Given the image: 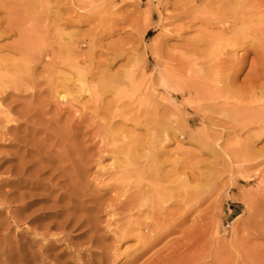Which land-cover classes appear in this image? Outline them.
<instances>
[{
  "label": "rangeland",
  "instance_id": "1",
  "mask_svg": "<svg viewBox=\"0 0 264 264\" xmlns=\"http://www.w3.org/2000/svg\"><path fill=\"white\" fill-rule=\"evenodd\" d=\"M23 1L0 0L5 90L23 93L19 102L39 106L43 118H56L72 134L84 191L74 196L71 213L84 222L93 217L94 226L53 227L44 240L35 222L15 224L0 205V264H126L139 242L114 233L127 222L142 233L158 223L152 240L164 232L133 264H249V251L264 264V131L237 130L235 122L256 108L264 112V0H102L84 7L73 0H30L29 7ZM256 3L249 24L257 46L209 42L208 34H229L223 27L233 12ZM77 71L92 86L90 95L79 88ZM203 84L220 95L216 105L200 101ZM219 90L228 95L224 102ZM2 132L0 155L10 157L15 149ZM235 140L246 142L247 153L224 149ZM180 180L196 190L184 204ZM155 186L175 196L162 202L167 198ZM130 201L134 209H118ZM46 204L51 200L30 209ZM90 236L98 244L88 243Z\"/></svg>",
  "mask_w": 264,
  "mask_h": 264
},
{
  "label": "bare ground",
  "instance_id": "2",
  "mask_svg": "<svg viewBox=\"0 0 264 264\" xmlns=\"http://www.w3.org/2000/svg\"><path fill=\"white\" fill-rule=\"evenodd\" d=\"M36 1L42 2L43 0H36ZM101 2H102V0H73V3L80 5V7L81 6L84 7V6H88V5H97ZM227 2H229V1H227ZM234 3H236V2H234ZM242 3H243V1H242ZM249 3L250 2H248V4ZM229 4H230V2H229ZM229 4L227 3L226 5H229ZM238 4H237V6H238ZM23 5L25 7H29L30 6V0L29 1L24 0ZM257 5L258 6L254 7V8H252L253 6L249 7V5H246V4H245V6L244 5L242 7L240 6L241 9L233 12L231 14V16H229L230 19L225 21V25L223 27L224 28L223 32L228 29L229 34L227 36H225V34L223 35L222 33L215 34V35L208 34L206 37L209 40V42L215 43L216 45H220L222 48H225V47L232 48L235 45H239L241 47L242 46L245 47V45L246 46L248 45V48H250V47L253 48V47L257 46V45H255V42L253 41V35L250 32L251 27L249 24V22H252L251 17H254L257 13V11H255V10H257V8L259 7V4H257ZM231 10H232V8H231ZM261 10L262 9H259L260 13H261ZM259 11H258V13H259ZM260 13L256 16V19L260 15ZM221 15H222V10H221ZM251 25H254V24H251ZM255 25H256V22H255ZM23 33L25 34V32H23ZM257 41H258V39H257ZM263 42L264 41H262V44H263ZM210 46H211V44H210ZM254 49H256V48H254ZM261 49H262V51H264V49L262 47H261ZM258 50L260 52V48ZM24 51L25 50L23 48V52ZM225 55H227V53L224 54V56ZM241 56H240V58H241ZM242 58H243V56H242ZM224 61H225V58H224V60L221 61L222 65L223 64L226 65V63H225L226 61L225 62ZM231 61H232V63H236L235 58H234L235 62H233V60H231ZM240 61H241V59H240ZM261 61L263 62V60H261ZM218 62H219L218 64L220 65V61H218ZM230 62H229L230 66L233 65V67H236L237 63L236 64L231 63L232 64L231 65ZM240 63L243 65L244 62L243 63L240 62ZM214 65H215V67H217L216 64H214ZM225 65H223V66H225ZM261 66H264V65H261ZM261 66L258 69H261ZM253 67H254V65H253ZM227 69H229V68H227ZM261 70H264V68H262ZM220 71L221 70H219V73H220ZM230 71H232V70H230ZM250 71H251V69H250ZM252 71H253V74H255L254 69ZM222 72H224V70ZM259 72L261 73V75L263 74V72H261V71H259ZM220 75H222V73ZM76 76L78 78L77 81L79 83V88L81 90L87 91L88 94L90 95L92 93L91 92L92 86L90 85L89 81H87L86 77H84L81 74V72H79V71L76 72ZM222 76H224V75H222ZM259 76H260V74H259ZM228 77H227V79H230ZM232 77H233V75L231 76V78ZM257 77H258V75H257ZM3 78H4V75L0 73V128L3 129V132L1 133V135L5 136V134H8V136L10 138H6V139L8 140V142H10L11 146L15 150H14V152L8 154L10 157L3 156V154L0 155V176L1 175L6 176L4 178L0 177V205H4V204L6 205L8 218H11L15 224H17L21 221H23V222L24 221L25 222H27V221L35 222L36 223L35 228L40 229V231L36 232L35 234L40 235L42 237V239H44V240L48 239V237L50 235L49 229L53 228V227H55V228L58 227V228L64 230L65 228L67 229V227H69V226L74 227L78 223H82V224L83 223H86V224L89 223V224H91L90 225L91 229H93V226H94V218L93 217L87 218L86 221L84 222L83 221L84 219H82L81 216L72 215V213H71L74 211L76 212V210H75L76 205L75 204L77 201H76L74 196L83 195L82 191H84L82 189L83 188V176H84V171H83V168L81 166L82 159L80 157V153L78 151L76 144L70 139L72 134L68 131V129L66 127L65 128H59L57 126L58 121L56 118H43L40 114L41 112L39 110L40 109L39 106L34 107L29 102L28 103L27 102H25V103L19 102L18 99L20 97L24 98L23 93H21V92L10 93V92L6 91L5 88L7 86L5 85ZM222 80L223 79L221 78V80H218V82H220V81L222 82ZM106 83L103 84L104 88L109 87ZM203 86H204V84H203ZM211 88L212 87H210V89ZM210 89L205 88V86H204L202 90L201 89L199 90V92L201 91V93L202 92L204 93L203 95H201L200 101L205 102V100H206L207 102L210 101L211 104L208 102L210 106L216 105L217 101H218L217 99L221 98V97H220V95L214 94L215 88H214L213 92H210L211 91ZM22 92H24V91H22ZM194 92H197V91H194ZM199 92H197V93H199ZM218 92H220V90ZM224 92L222 93V91H221L220 93H222V95L225 96L226 93H224ZM231 92H233V91H231ZM251 92H252V90H251ZM34 93L35 92H32L30 94L31 97L28 96V100H29V98H32V96H34ZM180 93H182V92H180ZM217 94H219V93H217ZM239 94H241V93H239ZM26 95H28V93ZM226 96H228V95H226ZM226 96H225V98L222 97L223 102H224V99H226ZM237 97H238V95H237ZM242 98H243V96H242ZM242 98L241 99L238 98V100L235 99V100H237L238 106H240L239 104H241L243 102ZM251 99H252V97H251ZM200 101H198V102H200ZM35 102H36V100H35ZM247 102H249V101H247ZM245 103L246 102H244V104ZM228 104H229V102H228ZM231 104L233 105L234 103L231 102ZM35 105H36V103H35ZM225 106H227V104ZM228 106L230 108V105H228ZM201 107H200V109H202ZM240 107H242V106H240ZM240 107H239V109H241ZM248 107H246V105H245V108H247V110H248ZM245 108H243V109H245ZM243 109H241V110H243ZM235 112H236V110H235ZM247 112H249V111H247ZM247 112L245 111V113H247ZM250 112H252V111H250ZM239 113H240V111H239ZM245 113L243 112L242 114H245ZM42 114H44V112H42ZM249 114H251V115H249ZM249 114H248L249 116L248 115L247 116H244V115L240 116L241 114L238 115L240 117L235 120L236 124L239 126V129L237 127V130L247 128L248 126H251V125L252 126L256 125L257 128L261 132H263L264 131V112L262 111L260 113L259 109L257 110V108H256L255 113H253V114L249 113ZM233 120H234V117H233ZM161 126H162V128L165 127L164 124H161ZM4 140H5V138H4ZM200 144L202 147L211 148L210 144L205 142V141H200ZM224 145H226V147H224V149H230L232 151H237V152L242 153V154H245L248 151V145L246 144V142H243V141L235 140L233 142H225ZM231 161H233V160H231ZM5 163H10V164L3 166ZM179 183H180L179 193L184 195L183 197H181L182 199L181 198L180 199H181L182 204H184L183 202L186 203L188 201V198L191 195L195 194L196 190L194 188L192 189V188L188 187V183L186 180H180ZM37 188L38 189L41 188L42 191L45 192V195H43V194L38 195V194L34 193L33 190H35ZM155 191H157V192L162 191V194H164L166 196L167 199L162 200V202L163 201H169V199H171L172 197L175 196L174 193L171 192V190H165L161 186H158V187L155 186ZM161 196L162 195H160V194L157 195L156 199L159 200V198ZM49 199L51 200V204H49V205L46 204L47 206H44V207H42L43 205L42 206L40 205V209L37 211H32L30 209L32 206H34L35 203L37 204V202H43V201H47ZM65 200H67V201H65ZM132 200H133V198H132ZM63 201L65 202L63 205L58 204V203L63 202ZM142 202L144 203V201H142ZM177 203H180V201L179 202L177 201ZM106 206H108V205H106ZM134 207H135V205H133V203L130 201V202H127L124 204H119L118 209H120L122 212H129V210L134 209ZM29 209L32 212L26 213ZM125 214L127 215V213H125ZM184 214L185 213H182V216H183L182 220L184 219ZM84 217H87V216H84ZM58 218H61L60 221H57ZM174 219H176V218H174ZM177 219H178V216H177ZM5 224H6V222H5ZM130 224H131V222H130ZM130 224L127 222V227H125L124 229L120 228V230H118L117 232L114 233L116 236L118 235V238L120 240H122V239H124L130 235H135L138 242H139V247H138L139 251L134 253V255L131 256V258L127 261L126 264H133L135 262V260L143 252H145L149 247H152V245H154V243L161 237V235L164 234V232L161 231V233L157 236V238L152 240V233H157L156 231L158 230L157 229L158 223H156V222H155V225L152 226V228H150L149 226L145 227L148 230L147 233H142L139 228L132 227ZM35 231H36V229H35ZM33 232H34V230H33ZM36 235H33V236H36ZM37 238H39V237H37ZM95 239L92 240L91 236H90L88 243L89 242L92 243L93 241L97 243L98 240H95ZM100 245H101V242H100ZM99 247H101V246H99ZM102 247H103V245H102ZM103 249H104V247H103ZM102 250H101V252H102ZM247 250H249V249H247ZM246 253H249L251 255V258H250L251 260H250L249 264H256L257 260L256 261L253 260L254 259L253 255H255V254L251 253L250 251L246 252ZM157 257H158V255H157ZM107 258H108V256H107ZM242 258L243 257H241L240 259H242ZM247 259L248 258H246V260ZM195 260H191V262H194ZM108 261H109V258H108ZM113 262H114V260H113ZM164 262H166V261H164ZM106 263H108V262H106ZM154 263H155V261H154ZM260 263L261 262H259V264ZM179 264H181V263H179ZM237 264H238V262H237Z\"/></svg>",
  "mask_w": 264,
  "mask_h": 264
}]
</instances>
